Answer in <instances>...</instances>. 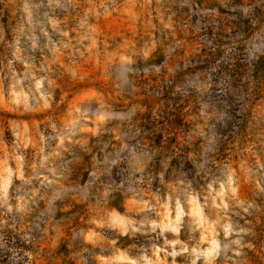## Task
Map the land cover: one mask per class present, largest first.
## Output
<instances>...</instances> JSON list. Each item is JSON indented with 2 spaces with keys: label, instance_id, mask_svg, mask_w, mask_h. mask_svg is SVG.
Instances as JSON below:
<instances>
[{
  "label": "rangeland",
  "instance_id": "1",
  "mask_svg": "<svg viewBox=\"0 0 264 264\" xmlns=\"http://www.w3.org/2000/svg\"><path fill=\"white\" fill-rule=\"evenodd\" d=\"M0 264H264V0H0Z\"/></svg>",
  "mask_w": 264,
  "mask_h": 264
}]
</instances>
